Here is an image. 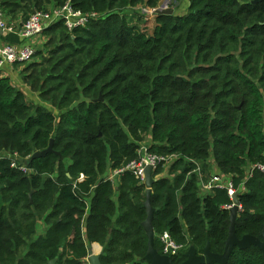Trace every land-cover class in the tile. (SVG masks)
Segmentation results:
<instances>
[{"label": "trees", "instance_id": "obj_1", "mask_svg": "<svg viewBox=\"0 0 264 264\" xmlns=\"http://www.w3.org/2000/svg\"><path fill=\"white\" fill-rule=\"evenodd\" d=\"M161 1L70 0L97 19L71 33L60 22L47 28L46 56L35 52L46 69L32 64L26 72L34 74H23L54 112L28 104L0 72V264H87L90 243L102 247L101 264H145V187L124 174L117 208L105 178L145 140L150 152L176 156L172 177L151 189L159 254L163 232L183 248L173 264L189 247L223 252L232 201L226 190L202 194L210 163L238 194L236 236L259 238L264 175L252 168L264 162V0H189L182 16L153 13L150 32L128 18L139 8L158 11ZM66 2L0 0V10L16 19ZM51 140L59 156L15 161ZM37 221L48 229L35 239ZM227 264H264V255L234 248Z\"/></svg>", "mask_w": 264, "mask_h": 264}, {"label": "built area", "instance_id": "obj_2", "mask_svg": "<svg viewBox=\"0 0 264 264\" xmlns=\"http://www.w3.org/2000/svg\"><path fill=\"white\" fill-rule=\"evenodd\" d=\"M154 12L155 10H150L151 14ZM97 16L96 14H86L75 9L71 5L70 0H67L64 5L48 11H32L28 18L21 23L18 30H14L6 20L5 13L0 10V31L2 34L15 35L19 39L18 44L0 42V72H5L9 66L14 64L29 61L37 51L31 41L41 37L44 31L53 24L60 22L71 33L77 28H85L91 20L97 19ZM149 146L150 143L147 140L139 143L136 158L119 168L112 169L111 174L105 178L112 183L114 179L120 178L124 174H130L143 183L147 167H150L154 174L160 167L167 164L171 165L176 160V156H161L150 152ZM252 170L264 175V162L253 166ZM195 171L199 172L198 166ZM247 177H251V172L248 171ZM82 180L83 175H80L78 181ZM200 185L204 194L213 193L216 190H226L231 199L236 193L232 188L230 178L223 176L218 171L212 173L206 182L201 181ZM231 207L232 205L226 206L225 209L230 210ZM158 241L161 255L172 259L183 251L182 246L178 245L167 232L160 234ZM86 262L89 264L88 260Z\"/></svg>", "mask_w": 264, "mask_h": 264}, {"label": "water", "instance_id": "obj_3", "mask_svg": "<svg viewBox=\"0 0 264 264\" xmlns=\"http://www.w3.org/2000/svg\"><path fill=\"white\" fill-rule=\"evenodd\" d=\"M254 3V2H253ZM156 15H173L172 10H156L154 12ZM2 32L0 31V35ZM98 101H102V97L100 96ZM53 142L52 140L49 143L47 149L43 151L34 152L33 155L28 159L17 158L16 162L20 167H26L29 165L31 161L34 159H38L44 157L48 154H56L52 148ZM154 174L150 167L145 169V179L143 185L145 187V201L143 203V209L145 211V219L141 223V227L144 231L146 237V253L143 257V261L145 264H173L171 258L159 254L154 248V229H153V219L155 210L152 208L150 200H151V189L157 180L153 178ZM33 191H31L28 195L31 204V196ZM232 207L229 210V227L227 238L224 241V250L221 254H214L210 251V244L206 243L203 248L202 254L198 255L193 247H189L184 252L185 260L181 264H227L229 257L232 254L234 248L238 250H247L249 248H256L264 255V227L261 230L259 238H256L251 235H245L240 239L236 236L235 233V224L239 212V201L238 194H234L231 198ZM264 210V209H263ZM89 264H101L99 256H88ZM47 264H56V260H51Z\"/></svg>", "mask_w": 264, "mask_h": 264}, {"label": "rangeland", "instance_id": "obj_4", "mask_svg": "<svg viewBox=\"0 0 264 264\" xmlns=\"http://www.w3.org/2000/svg\"><path fill=\"white\" fill-rule=\"evenodd\" d=\"M19 2V1H17ZM19 4H22V2H20ZM182 5H185V0L182 2ZM169 7L171 5L165 3L163 5V7ZM174 6V5H173ZM52 7H49L47 9H50ZM132 14L130 16H128V18H130V20H132V22L136 23L138 22L139 25L141 26L142 30L145 29L147 32H150L151 29H152V18L150 17V15H148V13H145V12H141L140 10H132L131 11ZM19 15V14H18ZM30 14H26V15H22V21L24 22L28 16ZM13 21L14 19L11 18V16H6V20H10ZM25 19V20H24ZM40 38L36 39V40H39ZM36 40L34 43H36ZM41 42L42 44L41 45H34L37 52H42L44 54V56H46L45 54L47 53L46 51H44V44L46 43L47 41V37L45 34H42L41 36ZM32 64H36V66H40L37 68V72H40V71H43L46 69V67L43 65L44 62L42 60V58L39 56V55H34L29 61L25 62V63H19V64H14L12 66H9L11 68V80L13 82V85L21 90L24 94H25V98H26V102L32 106H41L47 110H51L54 112V109L51 108L50 104L49 103H46V102H43L41 100L38 99V94L31 91L30 88H29V85L26 84L24 81H23V74L24 72H26L27 70H29V67L32 65ZM34 71H28L26 72L24 75H33ZM172 167V164H167V165H164L163 167H160L158 170L159 171H162V170H170V168ZM179 169L176 167L175 171H178ZM174 171V172H175Z\"/></svg>", "mask_w": 264, "mask_h": 264}, {"label": "crops", "instance_id": "obj_5", "mask_svg": "<svg viewBox=\"0 0 264 264\" xmlns=\"http://www.w3.org/2000/svg\"><path fill=\"white\" fill-rule=\"evenodd\" d=\"M184 0H163L161 1V6L158 7V10H172L173 11V15L175 16H182L184 15L186 12H187V9H188V5H189V0H185V5H182V2ZM171 2L173 3L174 7H163V5L165 3H168L169 5L171 4ZM141 9V10H140ZM136 10H140L141 12H145V13H148V15H150L151 18H153V14L150 13V9H145V8H139V9H136ZM128 16H130L132 14L131 11H128ZM22 14H19L17 15L16 19H14L13 21L8 20V23L11 27H13L14 30H18L19 26L21 25V23L23 22L22 21ZM3 36L4 34H1L0 35V42L4 41L3 39ZM40 38L39 40H36ZM34 40H32V44L33 45H41L42 44V40H41V37H38ZM36 40V43H34ZM2 75H6L8 77L11 78V68H7V70L5 72H2ZM2 155L0 154V157ZM209 171L210 172H213V173H216L217 170L215 169V167L213 166L212 163H210L209 167H208ZM112 170L109 169L106 174H105V177L109 176L111 174ZM212 174V173H211ZM172 176H169V170H162L160 171V174H158L156 177L153 176V178L155 180L157 179H160V178H171ZM113 185H114V193H113V196H112V200L114 202V205L115 207L118 208V196H117V189L120 185V178H116L113 180ZM203 194V192H202ZM48 227L42 222V221H37L36 223V227H35V239L40 237V236H44L46 234V231H47ZM86 250H87V253H88V256L91 255V256H99L100 258V255L102 254V247L97 244V243H90V244H87L86 245ZM88 259V258H87Z\"/></svg>", "mask_w": 264, "mask_h": 264}]
</instances>
